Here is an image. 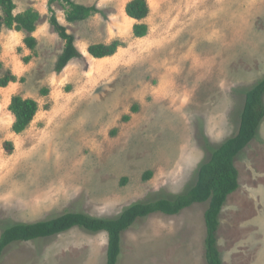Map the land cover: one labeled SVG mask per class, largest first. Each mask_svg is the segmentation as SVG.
Returning a JSON list of instances; mask_svg holds the SVG:
<instances>
[{
    "label": "rangeland",
    "instance_id": "374dc122",
    "mask_svg": "<svg viewBox=\"0 0 264 264\" xmlns=\"http://www.w3.org/2000/svg\"><path fill=\"white\" fill-rule=\"evenodd\" d=\"M13 1L14 13L33 8L40 18L34 49L25 32H0L3 69L17 77L0 87V233L65 212L113 218L132 202L185 191L211 148L236 133L244 90L264 76V0H146L140 38L124 12L129 0H73L98 11L72 23L56 1L82 53L60 72L63 40L48 23L47 0ZM115 39L123 45L113 55L87 53ZM13 95L38 103L20 133L11 129ZM234 165L238 187L217 229L222 264H264V117ZM207 204L137 218L121 233L116 264H207ZM106 247L105 231L73 226L11 242L0 264H105Z\"/></svg>",
    "mask_w": 264,
    "mask_h": 264
},
{
    "label": "trees",
    "instance_id": "16d2710c",
    "mask_svg": "<svg viewBox=\"0 0 264 264\" xmlns=\"http://www.w3.org/2000/svg\"><path fill=\"white\" fill-rule=\"evenodd\" d=\"M56 1L67 4L64 18L69 23L86 19L93 12H97L98 7L76 3L73 0H47L48 23L63 40L61 52L55 62V71L60 72L72 59L80 57L82 53L75 45L74 36L67 31L66 26L61 24L55 15L52 4ZM14 8L13 0H0V32L4 27L23 31L25 32L23 43L29 49H34L37 40L33 33L36 30L40 13L33 8H26L21 12L14 13ZM124 12L126 16L135 20L131 27L132 35L137 38L146 36L148 26L142 21L148 14L147 1L129 0L124 6ZM122 45L123 43L115 39L108 44H90L86 50L93 58H103L113 55ZM0 71H2L0 87L17 81L16 75L11 70L3 69L1 60ZM263 93L264 76L244 90L236 133L226 138L217 147L211 148L208 158L202 161L195 171V181L185 191L171 194L169 197L132 202L113 218L96 217L82 212H65L44 220L9 225L0 233V257L4 248L11 242L49 237L73 226H79L91 231L106 232L105 264H116L120 253L121 233L130 227L137 218L154 212L176 214L193 203L207 200L208 204L203 212L204 257L207 264H222L217 246L219 213L227 196L238 187V171L234 165V159L256 136V130L264 117ZM8 109L14 118L11 125L12 131L20 133L33 119L38 109V103L33 98L13 95ZM132 110L135 111L136 107H132ZM127 118L128 116L125 117V119ZM3 148L9 153L12 151L13 145L10 141H5ZM150 175V172L145 174L147 178Z\"/></svg>",
    "mask_w": 264,
    "mask_h": 264
},
{
    "label": "crops",
    "instance_id": "0c3cea01",
    "mask_svg": "<svg viewBox=\"0 0 264 264\" xmlns=\"http://www.w3.org/2000/svg\"><path fill=\"white\" fill-rule=\"evenodd\" d=\"M64 16V15H63ZM64 19V21L65 22H67L66 20H65V18H63ZM134 20V19H133ZM135 21V20H134ZM59 22L61 23V24H63V25H65V23L64 22H61L60 20H59ZM69 23V22H68ZM66 26V25H65ZM34 35V34H33Z\"/></svg>",
    "mask_w": 264,
    "mask_h": 264
}]
</instances>
